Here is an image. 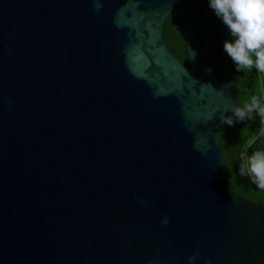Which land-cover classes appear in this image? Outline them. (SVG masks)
<instances>
[{
	"label": "water",
	"instance_id": "1",
	"mask_svg": "<svg viewBox=\"0 0 264 264\" xmlns=\"http://www.w3.org/2000/svg\"><path fill=\"white\" fill-rule=\"evenodd\" d=\"M214 16L207 0H0V264H264V202L222 159L220 131L249 119L204 55Z\"/></svg>",
	"mask_w": 264,
	"mask_h": 264
},
{
	"label": "trees",
	"instance_id": "2",
	"mask_svg": "<svg viewBox=\"0 0 264 264\" xmlns=\"http://www.w3.org/2000/svg\"><path fill=\"white\" fill-rule=\"evenodd\" d=\"M226 30L216 15L211 18L201 31L202 49L208 62L235 88L236 101L249 122L220 131L222 159L231 189L248 200L263 203L264 188L258 187L249 172L248 160L255 152H264V72L254 65L236 66L223 48L226 40L233 39ZM163 38L170 51L188 66L180 22L174 13L165 20Z\"/></svg>",
	"mask_w": 264,
	"mask_h": 264
},
{
	"label": "clouds",
	"instance_id": "3",
	"mask_svg": "<svg viewBox=\"0 0 264 264\" xmlns=\"http://www.w3.org/2000/svg\"><path fill=\"white\" fill-rule=\"evenodd\" d=\"M208 5L233 37L223 48L236 66L254 65L264 72V0H208ZM237 114L243 116L239 110ZM248 166L258 187L264 188V152L249 157Z\"/></svg>",
	"mask_w": 264,
	"mask_h": 264
},
{
	"label": "rangeland",
	"instance_id": "4",
	"mask_svg": "<svg viewBox=\"0 0 264 264\" xmlns=\"http://www.w3.org/2000/svg\"><path fill=\"white\" fill-rule=\"evenodd\" d=\"M228 33V34H227ZM226 35L227 36H230V32H229V30H226Z\"/></svg>",
	"mask_w": 264,
	"mask_h": 264
}]
</instances>
